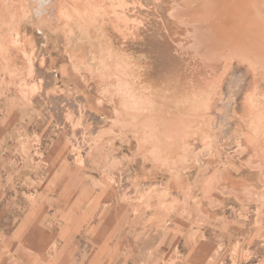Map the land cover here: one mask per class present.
<instances>
[{"label":"rangeland","instance_id":"rangeland-1","mask_svg":"<svg viewBox=\"0 0 264 264\" xmlns=\"http://www.w3.org/2000/svg\"><path fill=\"white\" fill-rule=\"evenodd\" d=\"M43 1L0 0V264H264V0Z\"/></svg>","mask_w":264,"mask_h":264},{"label":"bare ground","instance_id":"bare-ground-1","mask_svg":"<svg viewBox=\"0 0 264 264\" xmlns=\"http://www.w3.org/2000/svg\"><path fill=\"white\" fill-rule=\"evenodd\" d=\"M39 1V0H38ZM135 1V0H134ZM147 0H144V4H145V2H146ZM156 1V0H155ZM41 2V1H40ZM44 3H46V2H51L50 4H52V7L50 8V9H44V10H47L46 11V13L49 11L50 13H51V11H52V9L54 8V10L56 11V14L58 15V16H60V15H63V14H65V12H64V10H63V8H62V4H61V2L59 1V0H44L43 1ZM107 2V1H106ZM157 2V1H156ZM222 2H224V1H222ZM42 3V2H41ZM43 3V4H44ZM136 2H134V4H135ZM50 4H48V5H50ZM114 4V3H113ZM134 4H133V8L135 7L134 6ZM101 5V4H100ZM103 5H105V4H103ZM123 6H125V5H123ZM131 6V5H130ZM91 7V6H90ZM93 7V6H92ZM136 7H138V9L140 10V12L138 11V17H140V19L139 18H137V16H135V21L133 20V19H130V18H128L127 17V13H126V11L128 10H126V11H124V12H122V13H119V12H117L116 13V20L118 21V25H120V23L122 24V28L123 29H121V32L117 29L118 28V26H117V28H116V31L119 33H122V37H123V41L125 42V44H131V46H135V48H136V58H138V59H140L141 58V56L142 55H145V54H140L139 52L141 51V50H144V48H143V46L145 45V43H147V45H151V44H155V42H158L159 43V41L160 42H163L164 40L166 41V40H170V38L168 39V37H169V33L167 32V29L165 28V26L163 25V23H162V17H163V14H161L160 12H159V10H158V8H157V6H156V11H153L152 13H154V14H156L155 16H153V17H150V19H146L145 17H142V15H140V13H142V12H145V6L143 5V7L141 8V6H140V4L139 5H136ZM49 8V7H48ZM125 8V7H124ZM130 8V7H129ZM79 8H76V10H78ZM126 9V8H125ZM194 9V8H193ZM114 10H116V9H114ZM135 10H137V9H135ZM183 10H184V8H183ZM223 10V9H222ZM42 12H43V10H41ZM119 11H120V9H119ZM122 11V10H121ZM120 11V12H121ZM132 11V10H131ZM130 11V12H131ZM40 12V11H39ZM48 12V13H49ZM78 12H79V10H78ZM128 12H129V10H128ZM177 12V9H175V10H173L171 13L169 12L165 17H168L170 20H173L174 18H176V16H175V13ZM126 13V14H125ZM134 13V12H133ZM152 13L150 12V14L152 15ZM184 13H186L187 14V16L186 17H188V19H190V21L191 20H194L195 18H197L198 17V15H197V13L195 12V11H185ZM132 14V13H131ZM136 14V13H135ZM136 14V15H137ZM81 15V14H80ZM112 15H113V13H112ZM114 16V15H113ZM113 16H112V18H113ZM115 18V17H114ZM158 19V20H157ZM176 20L179 22V23H184L186 20H180V19H177L176 18ZM148 21H152L153 22V24H154V26H158V27H155L154 28V30L153 31H151L150 30V28L148 27ZM159 21L162 23H159ZM219 22V21H218ZM228 22V21H227ZM106 23V22H105ZM186 23V22H185ZM221 23V22H220ZM107 24V23H106ZM116 24H117V22H116ZM160 26V27H159ZM159 28H161V30H162V28L164 29L163 31H161V32H159ZM115 30V29H114ZM149 31L151 32V34H153V35H151V34H149ZM222 31H223V33L225 34V35H227V36H229V37H234L233 39H238V36H240L241 35V32L239 31V29L235 26V25H232V24H228V23H225L223 26H222ZM113 33V32H112ZM150 35V36H149ZM116 36V35H115ZM251 36V35H250ZM172 41V40H171ZM129 42V43H128ZM211 41H205V42H203V41H201V43L198 45V46H196L195 45V47H196V49H197V51H199V53L201 54V55H206V54H208V59L209 58H211V55H212V53H214V51H215V46H213V44H211L210 43ZM155 46V45H154ZM156 48V50H158L159 49V46H156L155 47ZM158 52V51H157ZM153 56V55H152ZM157 57V56H156ZM152 58H154V57H152ZM160 59H162V56L160 57ZM141 60V59H140ZM152 60V59H151ZM163 61H165V60H163ZM145 62H146V64L147 65H145L146 67L144 68V70L142 71V70H140L139 72H140V74L141 73H145V72H147V73H149V72H151L152 70H153V67H152V63H148V60H145ZM152 62V61H151ZM111 65V64H110ZM143 65V64H142ZM154 66V65H153ZM140 67V66H139ZM155 68V67H154ZM247 69V71H246V69ZM243 67V70H244V75L242 76V78H241V82L243 83V85H245V86H247V84L250 86L251 84H252V82L250 81L251 80V78L253 77L254 78V75L255 74H253V72H252V70L250 69V68H248V67ZM109 69V68H108ZM119 69V68H118ZM156 69V68H155ZM120 70V69H119ZM239 71H241V69L239 70ZM153 72V71H152ZM242 72V71H241ZM248 73V74H247ZM241 75L242 74H238V75H236L235 77H237V78H239V77H241ZM256 76V75H255ZM245 78L247 79L246 80V82H245ZM125 80V79H124ZM238 80V79H237ZM255 80V79H254ZM254 80H253V82H254ZM128 81V80H127ZM130 82V81H129ZM236 83H238V82H236ZM240 85V84H239ZM123 86V85H122ZM244 86V87H245ZM252 86V85H251ZM243 87V88H244ZM124 88V87H123ZM227 88V94H229L231 91H230V89H228V87H226ZM231 88V87H230ZM242 88V89H243ZM243 91V90H242ZM241 91V94L242 95H240L239 96V98L240 97H244V100H242V98H240L241 100H239L238 101V103H240V104H238L239 106H238V110L239 109H242V110H239V111H241V112H243L244 113V111H245V109L247 108V110H249L248 112H249V114L252 116V113H253V111L252 110H254L253 109V107L251 106V102L249 101L250 99L248 98V95L247 96H243V92ZM234 92V91H233ZM233 92H232V94H233ZM141 93V92H140ZM146 94V93H145ZM245 94V93H244ZM231 95V94H230ZM232 96V95H231ZM230 97V96H229ZM246 98V99H245ZM248 98V99H247ZM225 99V98H224ZM223 99V100H224ZM137 100H139V99H137ZM222 100V101H223ZM242 101V102H241ZM146 102V101H145ZM212 102V101H211ZM210 102V103H211ZM225 103H227L226 101H225ZM228 104V103H227ZM210 105V104H209ZM214 105V104H213ZM226 105V104H225ZM204 107V106H203ZM226 107V109L228 110V111H230V113H232V109L230 110L229 108V105H226L225 106ZM240 107V108H239ZM209 109V108H208ZM244 110V111H243ZM240 112V114H242ZM245 113H247V112H245ZM218 115H219V112H218ZM96 116V118H95V120L98 122V121H101V117L97 114V115H95ZM228 118V117H227ZM260 118V117H259ZM222 119V118H221ZM238 121L239 122H241L242 121V119L240 118V117H238ZM256 119V121H258V119L257 118H255ZM229 120H231V119H229ZM237 121V120H236ZM243 121H244V119H243ZM261 122V121H260ZM100 123V122H99ZM226 123V122H225ZM258 123V122H257ZM263 123H264V121H263ZM263 123H261L262 125H263ZM214 124V123H213ZM240 124V123H239ZM260 124V123H259ZM242 125H243V122H242ZM231 126H233V122H232V120H231ZM252 126L253 125H250V127H249V129L247 130V132L249 133V135H250V133L251 132H253V129H252ZM246 127V126H245ZM216 128V127H215ZM264 130V129H263ZM258 132V131H257ZM262 132V131H261ZM180 133H182V132H180ZM187 133V132H186ZM258 134H260V135H264V131L262 132V133H258ZM247 135V134H246ZM256 135V134H255ZM188 137V136H187ZM253 137V136H252ZM255 137V136H254ZM253 137V138H254ZM263 137V136H262ZM261 136L259 137L258 136V139L257 140H255V139H252L251 137H250V140H248L247 142H248V148H249V150L250 151H252L251 153H253L254 151H258L259 153H261V156H262V154H264V137L262 138ZM256 138V137H255ZM179 139V138H178ZM252 139V140H251ZM200 141V140H199ZM259 141V144L257 145L256 143ZM189 146V145H188ZM254 153H256V152H254ZM259 155H257V157H258ZM260 156V157H261ZM256 158V157H255ZM259 158V157H258ZM260 159V158H259ZM262 159V161H263V158H261Z\"/></svg>","mask_w":264,"mask_h":264}]
</instances>
